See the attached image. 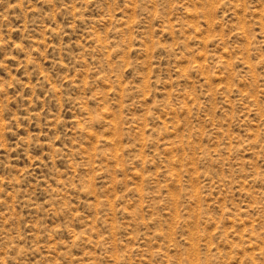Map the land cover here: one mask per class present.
<instances>
[{"label": "rangeland", "instance_id": "rangeland-1", "mask_svg": "<svg viewBox=\"0 0 264 264\" xmlns=\"http://www.w3.org/2000/svg\"><path fill=\"white\" fill-rule=\"evenodd\" d=\"M0 264H264V0H0Z\"/></svg>", "mask_w": 264, "mask_h": 264}]
</instances>
